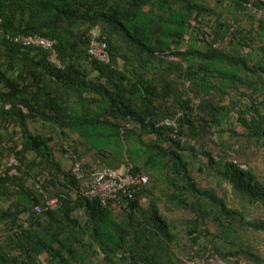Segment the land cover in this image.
<instances>
[{
	"label": "trees",
	"instance_id": "obj_1",
	"mask_svg": "<svg viewBox=\"0 0 264 264\" xmlns=\"http://www.w3.org/2000/svg\"><path fill=\"white\" fill-rule=\"evenodd\" d=\"M232 1L239 11L252 3L261 17L243 29L208 0H0V139L11 143L0 146V168L6 151L18 162L0 169V201L9 200L0 264H43L42 254L44 264H183L181 255L264 264V213L253 216L264 207V165L253 166L264 148V3ZM17 34L54 40L60 66L43 48L8 38ZM93 34L106 43L107 63L89 53ZM254 38L257 60L241 53ZM30 121L74 135L69 153L99 164L82 161L85 169L125 167L147 183L132 198L82 196L53 138ZM227 129L242 138L236 146L222 139ZM203 158L237 206L192 176ZM25 176L54 188L56 207L37 212L43 197Z\"/></svg>",
	"mask_w": 264,
	"mask_h": 264
},
{
	"label": "rangeland",
	"instance_id": "obj_2",
	"mask_svg": "<svg viewBox=\"0 0 264 264\" xmlns=\"http://www.w3.org/2000/svg\"><path fill=\"white\" fill-rule=\"evenodd\" d=\"M208 1L210 2L211 5H214L216 3H217V5H219V2L224 4V7H222V8H220L221 6H218L220 9L218 8L217 12L219 10H221L223 13L222 14L223 19L228 20L229 22H231V24L237 23L238 26L242 27L243 29L250 28V24H249L250 19H251L250 17L260 18L262 15V12L260 10H257L256 8H254L252 6V3H248L249 4L248 9L239 11L238 9L235 8L234 2L232 0H208ZM204 18L208 21H210V20L214 21L215 15L204 16ZM255 23L256 24L254 27L256 28L257 22H255ZM203 27H204L203 31L207 34V36H209L210 35L209 34L210 29L208 28L207 25L203 26ZM212 36H213V32H212ZM254 36L256 37V35L254 34V35H252L251 38H253ZM228 37H229V35H228ZM227 41H228V38H225L223 42H219V43L223 49H225L227 52L228 51L230 52L231 51L230 46L232 47V45H228ZM248 42L251 45L252 50H250V48L243 47L241 49V53L243 55H249V53H251L252 58L257 60L259 58L260 53H259L258 48L256 46L261 45V42L259 41V39H256V38H254L253 40L250 39ZM196 43H197L196 44L197 47L202 46L201 42H196ZM226 43H227V45H226ZM172 59H175V58L172 57ZM244 89H245V87H243V89L241 88V90H244ZM245 91L248 92L249 90L245 89ZM235 118H236V114H234L231 126L235 129L234 131H236L237 133H242L243 129L235 121ZM29 128L34 133H41V134L48 135V136L53 138L51 145L54 148L55 157L57 160L62 162L63 170L65 172L68 171L69 170V159L66 157V154L72 150L71 149L72 140H73V138H75V136L69 135V134L67 136H64L62 134H58L53 129V127L51 125H49L48 123H40L38 121H32V122L30 121L29 122ZM9 130H11L10 127H9ZM219 135H220V133L215 134L213 136V139L218 140L216 138V136L219 137ZM221 135H222V139L226 140L227 144L231 143V144H235V146H236L237 144H239L240 141H242V138L238 139L237 137H233L231 135L229 129H227V131L222 133ZM13 140L16 141L17 136H14ZM10 145H11L10 138L4 137L3 140L0 139V146L1 147L5 146V147L9 148ZM63 148L67 149L68 152L67 153L62 152ZM214 149H216V148H214ZM261 149H263V150L260 151L256 155V157L254 158L253 166H255L257 169L262 171L263 165H264V148H261ZM261 149H259V150H261ZM5 155L6 156L2 160V165H1L0 169H4L5 167L7 168V166H9V165L18 164L17 161H16V163L10 162V159H12V158L16 160L15 156L12 153L8 154L6 151ZM81 159H82L83 163H86L87 165H90V164L99 165L96 162H94L92 156H90L89 154H86ZM229 160H231V159H229ZM201 164L203 165L202 171H199L198 168H196V167H194L193 171H192V176L196 179V181L203 186L217 188V192L220 195H225L226 201H227L229 206H237L236 202L233 198L232 192L230 190V186L225 182L222 183L221 187L216 186L217 180L213 177L212 171H210L208 169L207 164H206V159L203 158ZM124 168L125 167H120L119 169H124ZM14 171H15L14 169H10V173H14ZM30 175H33V173H30ZM45 175H46V177L49 176V175H47L46 172H45ZM25 181H26L25 184L28 188L33 190L35 187L40 192V194H42L43 201L55 198L54 188L47 186L48 190L41 189V187L40 186L38 187V185L36 184V178H33L31 176L27 177V178L25 176ZM58 186L59 185L57 184L56 187H58ZM148 200H149V198L147 196H145V195L142 196V198L140 199V202H141L143 207L146 208ZM8 202H9V200L0 201V210L5 209L7 207ZM262 213H264V207H262V206L256 207V209L253 212V216H257V215L262 214ZM119 216H117V217H119ZM20 217H21V221H23L24 215H21ZM3 219H4V216H3ZM3 219H0V235L4 234V233L6 234V232H7L4 228L5 226L3 225V224H5ZM213 226H214V224H211V227H213ZM260 250H261L262 254L264 255V247H262V245L260 246ZM45 257H46V254H42L39 257L40 261L43 264H44ZM100 257L101 256H95V259L99 261ZM180 257L182 258L183 264H236L234 262V259H224V258L218 257L217 255H214V258L209 259L208 263L204 262L203 260H198V259L194 261L190 258L183 256V255H181ZM177 264H180V262ZM239 264H245V263L243 261H241Z\"/></svg>",
	"mask_w": 264,
	"mask_h": 264
},
{
	"label": "built area",
	"instance_id": "obj_3",
	"mask_svg": "<svg viewBox=\"0 0 264 264\" xmlns=\"http://www.w3.org/2000/svg\"><path fill=\"white\" fill-rule=\"evenodd\" d=\"M260 1L264 3V0ZM13 40L19 42L23 46H39L47 50L49 52L48 59L57 67L60 66V62L54 50V40H48L38 36H19L14 37ZM89 53L97 60L106 63L109 61L106 43L99 40L94 34L89 44ZM160 123L173 127L176 125L171 118H165ZM66 157L69 159V171L71 175L80 184V193L88 199L99 198L103 202H108L109 200L119 199L120 195L132 198L136 189L148 181L145 175L132 174L128 172L127 169H116L107 166H96L91 169H85L82 161L71 153H67ZM10 162L16 163V160L12 158ZM56 205L57 199L52 198L46 200L43 205H35L34 209L37 212H41L43 210L53 209Z\"/></svg>",
	"mask_w": 264,
	"mask_h": 264
},
{
	"label": "clouds",
	"instance_id": "obj_4",
	"mask_svg": "<svg viewBox=\"0 0 264 264\" xmlns=\"http://www.w3.org/2000/svg\"><path fill=\"white\" fill-rule=\"evenodd\" d=\"M19 36H32V35H20V34H17V35H10V36H8V38L10 39V40H12L13 42H15L14 40H13V38L14 37H19ZM39 37V36H38ZM44 38V37H43ZM47 39V38H46ZM49 40V39H48ZM15 43H19V42H15ZM20 44V43H19ZM23 46V45H22ZM28 46H32V45H28ZM34 47H39V46H34ZM45 50V49H44ZM47 51V50H46ZM48 55H49V52H48ZM48 57V56H47ZM9 104H6L5 105V108H9ZM57 199V198H56ZM46 200H44L43 202H42V204L41 205H43V203L45 202Z\"/></svg>",
	"mask_w": 264,
	"mask_h": 264
}]
</instances>
